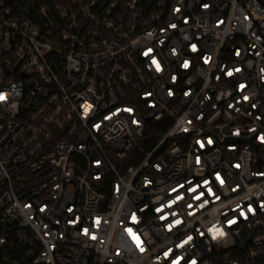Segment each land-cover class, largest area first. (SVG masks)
<instances>
[{
  "label": "built area",
  "instance_id": "2783aa9c",
  "mask_svg": "<svg viewBox=\"0 0 264 264\" xmlns=\"http://www.w3.org/2000/svg\"><path fill=\"white\" fill-rule=\"evenodd\" d=\"M0 264H264V0H0Z\"/></svg>",
  "mask_w": 264,
  "mask_h": 264
},
{
  "label": "trees",
  "instance_id": "16d2710c",
  "mask_svg": "<svg viewBox=\"0 0 264 264\" xmlns=\"http://www.w3.org/2000/svg\"><path fill=\"white\" fill-rule=\"evenodd\" d=\"M148 135V134H147ZM151 134H149L148 136H150ZM148 136H146L145 138H148ZM151 138H153V137H151ZM154 140V139H153Z\"/></svg>",
  "mask_w": 264,
  "mask_h": 264
}]
</instances>
